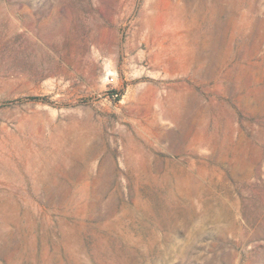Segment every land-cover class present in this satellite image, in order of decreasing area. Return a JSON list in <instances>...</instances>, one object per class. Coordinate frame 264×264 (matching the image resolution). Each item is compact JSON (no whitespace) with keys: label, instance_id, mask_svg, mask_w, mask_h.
<instances>
[{"label":"rangeland","instance_id":"obj_1","mask_svg":"<svg viewBox=\"0 0 264 264\" xmlns=\"http://www.w3.org/2000/svg\"><path fill=\"white\" fill-rule=\"evenodd\" d=\"M0 264H264V0H0Z\"/></svg>","mask_w":264,"mask_h":264},{"label":"built area","instance_id":"obj_2","mask_svg":"<svg viewBox=\"0 0 264 264\" xmlns=\"http://www.w3.org/2000/svg\"><path fill=\"white\" fill-rule=\"evenodd\" d=\"M107 99H109L111 102L118 103L121 101V95L118 92L112 90L107 92Z\"/></svg>","mask_w":264,"mask_h":264}]
</instances>
